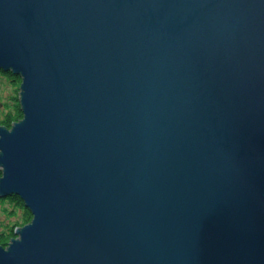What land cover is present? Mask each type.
Wrapping results in <instances>:
<instances>
[{
  "label": "water",
  "instance_id": "water-1",
  "mask_svg": "<svg viewBox=\"0 0 264 264\" xmlns=\"http://www.w3.org/2000/svg\"><path fill=\"white\" fill-rule=\"evenodd\" d=\"M0 264H264V0H0Z\"/></svg>",
  "mask_w": 264,
  "mask_h": 264
},
{
  "label": "trees",
  "instance_id": "trees-1",
  "mask_svg": "<svg viewBox=\"0 0 264 264\" xmlns=\"http://www.w3.org/2000/svg\"><path fill=\"white\" fill-rule=\"evenodd\" d=\"M1 77L8 80L14 87V92L8 96L6 101L0 100V125L12 127L14 122L21 120L24 116L19 97L22 78L11 71L3 70H0ZM2 174L0 168V177ZM0 208L5 214V218L0 215V245L7 246L12 238L17 236L16 228L32 221L33 214L26 207L24 200L17 194L0 198Z\"/></svg>",
  "mask_w": 264,
  "mask_h": 264
},
{
  "label": "rangeland",
  "instance_id": "rangeland-1",
  "mask_svg": "<svg viewBox=\"0 0 264 264\" xmlns=\"http://www.w3.org/2000/svg\"><path fill=\"white\" fill-rule=\"evenodd\" d=\"M14 92V87L8 82L7 79L4 77L0 78V100L6 101L8 99V96L11 95ZM0 215L2 218H5V214L2 212L0 208ZM15 219V217H13ZM12 220V219H11Z\"/></svg>",
  "mask_w": 264,
  "mask_h": 264
}]
</instances>
